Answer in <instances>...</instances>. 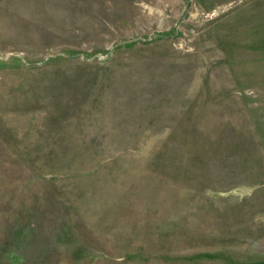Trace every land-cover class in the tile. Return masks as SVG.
<instances>
[{
    "label": "rangeland",
    "instance_id": "1",
    "mask_svg": "<svg viewBox=\"0 0 264 264\" xmlns=\"http://www.w3.org/2000/svg\"><path fill=\"white\" fill-rule=\"evenodd\" d=\"M264 264V0H0V264Z\"/></svg>",
    "mask_w": 264,
    "mask_h": 264
},
{
    "label": "trees",
    "instance_id": "2",
    "mask_svg": "<svg viewBox=\"0 0 264 264\" xmlns=\"http://www.w3.org/2000/svg\"><path fill=\"white\" fill-rule=\"evenodd\" d=\"M251 264H261L260 262H252Z\"/></svg>",
    "mask_w": 264,
    "mask_h": 264
}]
</instances>
